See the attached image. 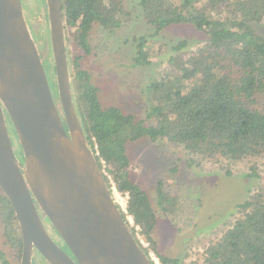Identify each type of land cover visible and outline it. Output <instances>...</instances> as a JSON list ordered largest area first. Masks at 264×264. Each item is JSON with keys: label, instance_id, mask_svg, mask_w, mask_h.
Segmentation results:
<instances>
[{"label": "trees", "instance_id": "obj_1", "mask_svg": "<svg viewBox=\"0 0 264 264\" xmlns=\"http://www.w3.org/2000/svg\"><path fill=\"white\" fill-rule=\"evenodd\" d=\"M61 1L76 109L100 169L103 171V163L108 166V175L103 172L107 186L113 196L112 181L120 194H128V213L117 207L153 264L128 215L161 264H186L157 252L153 237L157 211L149 194L131 177L127 146L147 137L153 142L166 139L201 159L237 163L264 158V37L252 27L256 22L264 23V0H138L146 22L156 33L186 24L209 37L195 50H189L186 41L174 46L175 53L148 87L151 106L147 117L154 125L117 107H104L99 88L81 67V60L91 52L89 40L94 26L118 30L126 15L125 1ZM37 3L46 4L45 0ZM137 48L135 65H150L154 56L145 37L139 38ZM51 66L55 74L53 58ZM157 195L159 208L169 213L176 197L165 192L161 181ZM0 206L6 241L21 256L17 217L2 191ZM237 207L235 222L190 264H264V189ZM0 264H9L2 251Z\"/></svg>", "mask_w": 264, "mask_h": 264}, {"label": "water", "instance_id": "obj_2", "mask_svg": "<svg viewBox=\"0 0 264 264\" xmlns=\"http://www.w3.org/2000/svg\"><path fill=\"white\" fill-rule=\"evenodd\" d=\"M45 2L63 114L21 0H0V189L21 231V264H32L34 249L49 264H153L127 227L83 131L62 1ZM6 115L24 164L15 155ZM35 202L75 260L50 237Z\"/></svg>", "mask_w": 264, "mask_h": 264}, {"label": "rangeland", "instance_id": "obj_3", "mask_svg": "<svg viewBox=\"0 0 264 264\" xmlns=\"http://www.w3.org/2000/svg\"><path fill=\"white\" fill-rule=\"evenodd\" d=\"M124 1L126 15L122 18V26L111 32L95 25L89 40L91 52L81 60V67L89 72L92 82L99 88V98L104 107H117L126 114L136 115L148 125H154L153 119L147 117L151 106L148 87L175 53L174 46L186 41L188 49L195 50L205 45L209 37L195 26L186 24L172 25L156 33L155 28L146 22L139 1ZM23 2L29 28L60 107L56 75L51 66L53 55L47 6L38 5L37 0ZM252 27L264 37L263 22L253 23ZM69 35L72 36L70 32ZM141 37L147 39L154 56L147 66L135 65ZM74 42L72 37L70 45L73 46ZM71 49L76 52L74 47ZM6 123L15 155L24 164L22 148L7 115ZM127 151L131 177L149 194L157 211L158 223L153 233L157 252L181 259L186 264L200 259L204 249L222 237L239 216L238 204L264 189V158L237 163L201 159L166 139L153 142L147 137L128 144ZM104 165V174L108 175V166ZM160 181L165 192L176 197L170 214L162 212L158 206ZM111 184L116 188L113 181ZM113 194L115 202L123 206L127 214L126 197L121 196L117 189H113ZM4 230L0 210V251L4 252L9 264H21V256L6 241ZM139 236L152 260L161 264L150 243L140 232ZM35 257L34 264L37 262Z\"/></svg>", "mask_w": 264, "mask_h": 264}, {"label": "flooded vegetation", "instance_id": "obj_4", "mask_svg": "<svg viewBox=\"0 0 264 264\" xmlns=\"http://www.w3.org/2000/svg\"><path fill=\"white\" fill-rule=\"evenodd\" d=\"M22 2V7H23V11L25 12L24 10V2L23 0H21ZM25 15V13H24ZM25 19H26V22L28 24V21H27V18L25 16ZM28 27H29V24H28ZM30 32H31V29L29 28ZM31 35L33 37V34L31 32ZM34 38V37H33ZM65 127H66V124H65ZM67 129V127H66ZM68 131V129H67ZM36 203V202H35ZM36 207L38 209V212H39V216L41 218V221L44 225V227L46 228L47 232L49 233L50 237L53 239V241L63 250L65 251L73 260H75V258L73 257V255L71 254V252L69 251V249L67 248L66 244L64 243V241L61 239V237L57 234V232L55 231V229L53 228L52 224L50 223V221L48 220V218L45 216V214L41 211V209L39 208L38 204L36 203ZM5 231V230H4ZM21 232V231H20ZM22 236V235H21ZM21 255H22V252H21ZM34 256L37 257V262L35 261L36 264H42L43 262H45L46 264H49L43 257L42 255L36 250L34 249L33 251V256H32V264H34L33 260H34ZM35 257V258H36ZM41 258V259H39Z\"/></svg>", "mask_w": 264, "mask_h": 264}, {"label": "built area", "instance_id": "obj_5", "mask_svg": "<svg viewBox=\"0 0 264 264\" xmlns=\"http://www.w3.org/2000/svg\"><path fill=\"white\" fill-rule=\"evenodd\" d=\"M103 164H105V163H103ZM105 166V165H104ZM104 168V167H103ZM102 172H104V169H103V171ZM115 190L116 191V188L115 187H112V190ZM121 196H125L126 198V201H125V205H127V203H128V199H129V196H128V194L127 195H122V194H120ZM117 204V203H116ZM123 207V206H122ZM121 207V208H122ZM124 208V207H123ZM122 208V210H124L125 211V208L123 209ZM128 219H129V222H130V226H132L133 228H135V230L137 231V238L140 240V242H141V244L142 245H144L145 246V244H144V242L141 240V238H140V236H139V232H140V227L139 226H136L135 225V223H134V220H133V217H128ZM154 259V258H153ZM154 261H156V260H154ZM156 263H158V261H156Z\"/></svg>", "mask_w": 264, "mask_h": 264}]
</instances>
